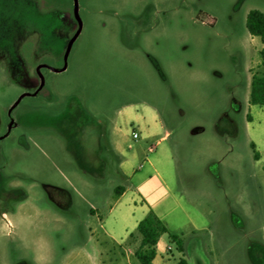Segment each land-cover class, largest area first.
I'll list each match as a JSON object with an SVG mask.
<instances>
[{"label": "rangeland", "instance_id": "rangeland-1", "mask_svg": "<svg viewBox=\"0 0 264 264\" xmlns=\"http://www.w3.org/2000/svg\"><path fill=\"white\" fill-rule=\"evenodd\" d=\"M251 8L264 0H0V264H143L139 239L116 242L141 202L191 262L196 244L206 264H264ZM129 104L168 138L134 137Z\"/></svg>", "mask_w": 264, "mask_h": 264}, {"label": "crops", "instance_id": "crops-1", "mask_svg": "<svg viewBox=\"0 0 264 264\" xmlns=\"http://www.w3.org/2000/svg\"><path fill=\"white\" fill-rule=\"evenodd\" d=\"M147 108H148L149 113H138V111L134 110L132 105L129 104L127 108L124 109V111L122 112L121 122L126 123V124L128 122H134L133 124H135L136 126L134 130L139 131V136L148 138L150 140L156 139V142L159 144L161 143L162 140H165L168 138V136L170 135V130L166 127L159 111L155 107L148 105ZM128 128H129V131L132 133L131 128L130 127ZM151 144L156 145L155 143H151ZM115 149L119 152V149H121V147L116 146ZM119 153H122V152H119ZM258 153L260 154V152ZM120 167L125 174L130 175L136 172V170L138 169V164L136 163V160L132 158L131 156L122 154L120 156ZM123 193H125V189L122 187L120 190V194H123ZM134 208H136L137 214L133 217L132 222L128 225V227H126V230H125L126 234L122 236L121 239L116 240V242L118 243H122V241H124L128 237L129 233L135 230L139 220L145 216V214L148 212V210L151 207L148 206L146 203L141 202L140 204H135ZM155 211L165 221V223L168 226L167 219L163 217V215L157 209H155ZM192 225L196 226V224L194 223H192ZM163 235L164 234L160 236L156 244V255L154 256L152 260V264H175V262L182 256L187 258L189 264H206L205 259L200 257L199 254H197V252L195 251L194 246H196V244L191 246L192 247L191 251H192L194 260L192 262L191 260H189V257H188L189 246L188 245L190 244L187 243V241H185L179 235L178 237L181 239L182 244H183L182 249L176 250V247H175L177 243L176 241H172V242L169 241L164 250L160 249L159 245L161 243V239ZM258 239H259L257 242L259 245L258 251H261L260 255L264 256V235Z\"/></svg>", "mask_w": 264, "mask_h": 264}, {"label": "trees", "instance_id": "trees-1", "mask_svg": "<svg viewBox=\"0 0 264 264\" xmlns=\"http://www.w3.org/2000/svg\"><path fill=\"white\" fill-rule=\"evenodd\" d=\"M246 24L250 33L253 36H260L264 42V11L260 8H251L247 13ZM261 63L264 65V49L262 50ZM249 102L252 104H264V73L253 72ZM74 107H76L75 103ZM256 155H258L257 152ZM79 161L83 165L81 159ZM165 232H169L167 224L153 208H150L145 216L139 220L135 230L131 231L128 235L132 240L139 239L135 255L140 262L152 264V260L156 255V244L160 236ZM168 235L170 242L176 241L182 249L183 244L178 235L171 232ZM175 264L189 263L187 258L182 256Z\"/></svg>", "mask_w": 264, "mask_h": 264}, {"label": "built area", "instance_id": "built-area-1", "mask_svg": "<svg viewBox=\"0 0 264 264\" xmlns=\"http://www.w3.org/2000/svg\"><path fill=\"white\" fill-rule=\"evenodd\" d=\"M133 136L138 137L139 136V131L138 130H133Z\"/></svg>", "mask_w": 264, "mask_h": 264}]
</instances>
